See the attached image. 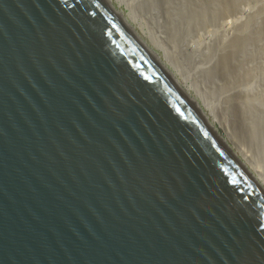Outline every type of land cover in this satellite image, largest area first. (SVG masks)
<instances>
[{"label": "water", "instance_id": "water-1", "mask_svg": "<svg viewBox=\"0 0 264 264\" xmlns=\"http://www.w3.org/2000/svg\"><path fill=\"white\" fill-rule=\"evenodd\" d=\"M0 264H264V194L102 0H0Z\"/></svg>", "mask_w": 264, "mask_h": 264}, {"label": "rangeland", "instance_id": "rangeland-1", "mask_svg": "<svg viewBox=\"0 0 264 264\" xmlns=\"http://www.w3.org/2000/svg\"><path fill=\"white\" fill-rule=\"evenodd\" d=\"M113 1L191 95L213 108L218 134L264 179V0ZM241 122L251 134H237Z\"/></svg>", "mask_w": 264, "mask_h": 264}, {"label": "bare ground", "instance_id": "bare-ground-1", "mask_svg": "<svg viewBox=\"0 0 264 264\" xmlns=\"http://www.w3.org/2000/svg\"><path fill=\"white\" fill-rule=\"evenodd\" d=\"M102 2L111 11V13L114 15V17L125 27V29L129 32V34H131V36L134 37L135 40L141 45V47L147 52L148 56L155 63H157L161 67V69L171 78V80L179 88V90L182 92V94L185 96V98L188 100V102L192 105V107L195 108L199 112L201 118L204 120V122L207 124V126L217 135V137L219 138L221 143L227 147V149L230 151L232 156L237 160V162L245 170V172H247V174L249 175V178L255 183V185L264 194V179L261 176V174H257L256 172L252 171V169H250L249 157L246 156L243 152L236 153L233 150V148L228 144L227 140L218 134V129L215 126L216 125L215 119H217V114H216V112H214L212 110L213 108L211 109L208 106V104L200 96L199 97H193L191 95L190 89L188 88V85H184V83L181 84L177 80L175 74L168 68L169 66H167L165 64V62L162 60V57L159 54V51L154 50L150 45H148V43L146 42L147 40L144 37L140 36V34L137 32L136 26L131 24L128 15H126L124 11L120 10V8H119L120 2H117V5L114 3L113 0H102ZM228 10H230V9L228 8ZM242 36L243 35H241V38H237L232 43V45L230 46L231 50L233 48H237L243 42ZM174 37H177V36H174ZM230 57L231 56L229 54V55L225 56L224 58H222V60L220 62V65H221L220 68L221 69H225V67H228L230 65V64L228 65ZM226 71H228V70L226 69ZM217 113H218V111H217ZM245 125H246L245 123L241 122L240 125L236 126V130H237L238 135L243 136L246 134H251V130L248 128V126H245ZM260 135H261V133H260ZM255 138L257 139V136ZM255 138H254V140H255ZM243 139H245V138H243ZM250 139H252V138H250ZM252 142H253V140H252Z\"/></svg>", "mask_w": 264, "mask_h": 264}]
</instances>
